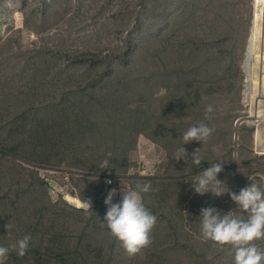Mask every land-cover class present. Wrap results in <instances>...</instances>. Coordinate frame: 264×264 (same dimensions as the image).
Here are the masks:
<instances>
[{
    "label": "rangeland",
    "instance_id": "obj_1",
    "mask_svg": "<svg viewBox=\"0 0 264 264\" xmlns=\"http://www.w3.org/2000/svg\"><path fill=\"white\" fill-rule=\"evenodd\" d=\"M263 20L257 0H0V246L31 237L6 264H233L200 214L237 205L192 181L223 159L230 191L264 186ZM200 123L209 139L183 145ZM137 183L157 223L128 257L103 199Z\"/></svg>",
    "mask_w": 264,
    "mask_h": 264
},
{
    "label": "clouds",
    "instance_id": "obj_2",
    "mask_svg": "<svg viewBox=\"0 0 264 264\" xmlns=\"http://www.w3.org/2000/svg\"><path fill=\"white\" fill-rule=\"evenodd\" d=\"M207 111L211 112L212 108L209 107ZM212 131L213 129L204 123L194 125L182 134L183 145L193 141L203 144L209 139ZM189 157L194 165H200L202 157L196 149L189 154L182 146L176 150L174 158L178 162L182 158L186 161ZM232 159L237 161L235 153ZM216 161L192 181L194 191L199 195L207 192L216 196L228 193L237 205L236 210L240 215H233V211L221 214L215 207H204L200 214L201 234L206 241H212L220 247L231 248L233 264H264V249L256 244V241L264 240V186L258 182V177L249 175L247 178L252 181L251 184L241 188L238 194L230 191L227 185L218 179L223 167ZM105 183L113 184H110L111 180ZM222 184L225 185L223 189L220 187ZM151 190L150 184L137 183L133 189L122 185V199L119 202H113L117 195L116 188L111 189L104 200L107 211L102 223L128 257L136 256L151 244V232L157 223V217L143 201V194ZM84 207L85 210L93 211L92 201L86 200ZM5 227L8 230L11 225L7 224ZM30 241L31 237L25 235L10 247L0 246V264H6L10 251H15L20 257L25 256Z\"/></svg>",
    "mask_w": 264,
    "mask_h": 264
},
{
    "label": "bare ground",
    "instance_id": "obj_3",
    "mask_svg": "<svg viewBox=\"0 0 264 264\" xmlns=\"http://www.w3.org/2000/svg\"><path fill=\"white\" fill-rule=\"evenodd\" d=\"M256 3V2H255ZM257 5L259 6V7H262V6H264V0H257ZM258 8V7H257ZM262 10V9H261ZM259 11V10H258ZM260 13V12H259ZM259 15V14H258ZM262 17V16H261ZM261 20V19H260ZM264 21V20H263ZM259 22H257V21H255L254 22V29H253V38H251L250 39V43H251V45H250V49L252 48V45L254 44V43H256L257 41H258V34H259V25L260 24H258ZM263 24V23H262ZM264 25V24H263ZM261 26V25H260ZM264 28V27H263ZM261 36V35H260ZM260 39V38H259ZM255 49H257V47L255 48ZM258 50V49H257ZM260 50V49H259ZM249 52L251 53V51L249 50ZM257 52V51H256ZM259 52V51H258ZM250 53H248V57H249V54ZM260 53V52H259ZM248 57H247V60H249L248 59ZM258 57V56H257ZM262 56H261V62H262ZM263 74H264V72H263ZM264 93V91L262 92L260 89L259 90H255V93H254V97L258 94L259 96H261L262 94ZM261 137V136H260ZM262 139V138H261ZM264 139V138H263ZM263 141L264 140H260V142L261 143H263ZM264 149V148H263Z\"/></svg>",
    "mask_w": 264,
    "mask_h": 264
},
{
    "label": "built area",
    "instance_id": "obj_4",
    "mask_svg": "<svg viewBox=\"0 0 264 264\" xmlns=\"http://www.w3.org/2000/svg\"><path fill=\"white\" fill-rule=\"evenodd\" d=\"M107 180H111V183H110V184L113 183V179H112V178L106 179L105 181H107ZM108 184H109V183H108Z\"/></svg>",
    "mask_w": 264,
    "mask_h": 264
},
{
    "label": "trees",
    "instance_id": "obj_5",
    "mask_svg": "<svg viewBox=\"0 0 264 264\" xmlns=\"http://www.w3.org/2000/svg\"><path fill=\"white\" fill-rule=\"evenodd\" d=\"M113 189V188H112ZM105 194H106V196H107V194H108V191L107 190H105V192H104ZM105 196V197H106ZM105 197H104V199L103 200H105Z\"/></svg>",
    "mask_w": 264,
    "mask_h": 264
}]
</instances>
